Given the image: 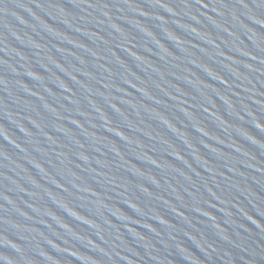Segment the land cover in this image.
<instances>
[{"label": "water", "instance_id": "water-1", "mask_svg": "<svg viewBox=\"0 0 264 264\" xmlns=\"http://www.w3.org/2000/svg\"><path fill=\"white\" fill-rule=\"evenodd\" d=\"M0 264H264V0H0Z\"/></svg>", "mask_w": 264, "mask_h": 264}]
</instances>
